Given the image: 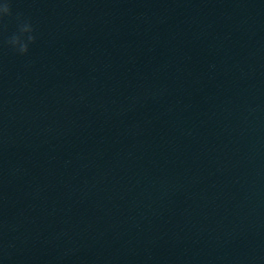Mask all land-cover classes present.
Wrapping results in <instances>:
<instances>
[{
	"label": "clouds",
	"instance_id": "1",
	"mask_svg": "<svg viewBox=\"0 0 264 264\" xmlns=\"http://www.w3.org/2000/svg\"><path fill=\"white\" fill-rule=\"evenodd\" d=\"M13 18L12 0H3L0 2V34L7 31L6 20ZM16 32L7 37L4 41L8 46L20 55H26L29 52V45L34 44L36 36L35 28L29 19H26L21 13H16Z\"/></svg>",
	"mask_w": 264,
	"mask_h": 264
}]
</instances>
